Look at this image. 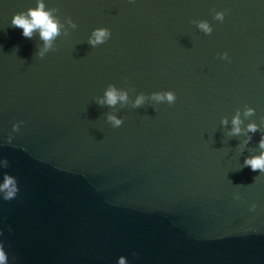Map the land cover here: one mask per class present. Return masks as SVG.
<instances>
[{"label":"water","instance_id":"obj_1","mask_svg":"<svg viewBox=\"0 0 264 264\" xmlns=\"http://www.w3.org/2000/svg\"><path fill=\"white\" fill-rule=\"evenodd\" d=\"M43 2L77 28L65 23L40 58L39 34L11 25L37 0H0V106L12 129L23 122L17 138L96 262L264 264V173L242 168L264 135V0ZM98 28L111 37L91 47ZM109 84L130 103L98 106ZM166 91L174 104L131 107Z\"/></svg>","mask_w":264,"mask_h":264},{"label":"clouds","instance_id":"obj_2","mask_svg":"<svg viewBox=\"0 0 264 264\" xmlns=\"http://www.w3.org/2000/svg\"><path fill=\"white\" fill-rule=\"evenodd\" d=\"M58 9L51 8L46 10V5L43 0H37V6L35 8H30L27 12H21L16 15L11 20V25L15 28L22 29V35L24 38L33 39L34 34H39V39L43 42V46L39 48L36 55L43 58L46 53L50 51H55V42L61 35H68V28L76 29L77 25L69 18L65 21L68 28H65V23H61L60 19L56 15ZM225 17L224 12H215L214 19L219 22H223ZM197 28L205 35H210L213 31L212 27L207 21H193ZM111 37V32L107 28L95 29L88 39V44L91 47H96L98 45L104 44ZM219 59L228 60V54L223 53ZM177 97L174 92H156L152 93L151 96H145L143 93L136 96L135 101L131 103V107L138 109L142 107L146 101L151 100L156 103L167 102L169 105L174 104ZM95 103L98 106H108L115 108L117 104L124 107L130 103L128 91L123 89H117L115 85L109 84L104 91L103 98H97ZM155 110V109H154ZM255 110L245 106L243 116L245 119L254 115ZM107 122L111 124L113 128H119L123 124L121 118H117L116 115L112 113L106 114ZM23 122L13 125V132H18L20 126ZM223 125L228 124L227 118L221 121ZM232 129L228 133L229 136H239L241 134V112L237 110L235 116L232 118ZM259 131V126L256 123H249L246 128V133H257ZM13 137L9 136L8 142L11 143ZM252 137L249 136L247 140L244 141L245 144H249ZM258 147L261 150L259 155H253L244 160L243 167H250L253 172L259 171V173H264V135H261L258 142ZM0 167L7 168L8 161L6 159L0 160ZM19 189L17 187V180L8 174L3 175V183H0V194L5 201H10L17 196ZM239 199V196L235 197ZM255 205L252 206L250 210H255ZM8 257L4 251L3 244H0V264H7ZM118 264H126L125 257H120L118 259Z\"/></svg>","mask_w":264,"mask_h":264}]
</instances>
